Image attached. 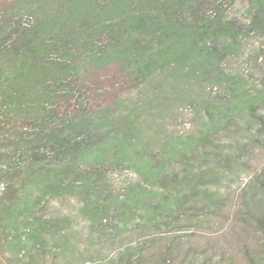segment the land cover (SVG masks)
I'll list each match as a JSON object with an SVG mask.
<instances>
[{"label": "trees", "instance_id": "16d2710c", "mask_svg": "<svg viewBox=\"0 0 264 264\" xmlns=\"http://www.w3.org/2000/svg\"><path fill=\"white\" fill-rule=\"evenodd\" d=\"M245 55L263 61L264 0H0V263L90 264L84 234L143 264L222 209L264 132V85L228 67ZM183 108L189 132L170 125ZM244 191L264 232V181Z\"/></svg>", "mask_w": 264, "mask_h": 264}, {"label": "rangeland", "instance_id": "374dc122", "mask_svg": "<svg viewBox=\"0 0 264 264\" xmlns=\"http://www.w3.org/2000/svg\"><path fill=\"white\" fill-rule=\"evenodd\" d=\"M243 9L242 2L234 7V11L240 16L243 14ZM261 43L262 41L253 39L247 49ZM245 58L246 55L230 60L228 67L231 70L244 71L251 80L259 85H264V56L263 61L257 65L246 64ZM179 113L180 120L171 122V128L179 132L194 130L195 121L192 111L183 108ZM253 145L247 169L242 174L240 182H233L227 192L225 206L211 213L201 212L197 221L186 224L185 230L176 234L177 236L175 234L157 236L147 249L143 264H162V260L166 258H170L168 264H251L252 256L264 264V232L257 228L256 222L247 223L246 208L243 203V193L249 184L258 179L264 181V132L260 145ZM132 178L133 176L129 172H123L118 175L117 182ZM52 207L59 213L77 212L78 209L74 200L53 201ZM84 225L83 221L80 225L81 228H84L83 232L86 230ZM139 238L140 235H133L125 244H135ZM76 242L81 250L101 249L99 259L90 264H115L117 250L120 247L119 242H107L104 245L94 246L84 234L79 236ZM42 264L68 263L48 257Z\"/></svg>", "mask_w": 264, "mask_h": 264}]
</instances>
